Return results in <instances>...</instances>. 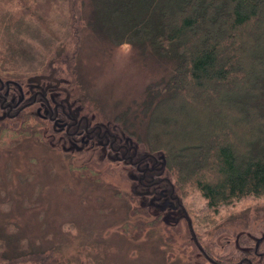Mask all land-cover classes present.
Wrapping results in <instances>:
<instances>
[{"label":"rangeland","instance_id":"374dc122","mask_svg":"<svg viewBox=\"0 0 264 264\" xmlns=\"http://www.w3.org/2000/svg\"><path fill=\"white\" fill-rule=\"evenodd\" d=\"M51 4L35 6L38 19L16 40L15 23L9 30L2 27L3 22H16L22 0H0V55L13 59V72L24 71V78L61 81L73 94L76 87L80 95H74L106 120L119 124L127 110L138 124L141 118L133 114L139 113L148 86L166 82L174 61L148 44L112 42L103 35L107 24L97 22L99 33L81 30L71 68L64 53L71 44L70 31L62 15L68 3ZM175 111L179 109H170L172 115ZM37 119L32 116L21 123L36 131L31 134L0 126V261L18 256L13 264H206L199 260L183 212L166 207V216L158 219V209H144L149 202L139 208L129 199L128 183L139 176L127 171L129 165L112 158L102 160L99 169L93 164L71 167L69 153L40 139ZM130 121L128 127L144 137L145 123L135 126ZM216 122L213 132L230 136ZM136 137L132 136L134 146ZM183 196L192 229L215 251L222 244L235 247L240 236L254 241L264 234V196H245L217 209L209 207L194 187L186 188Z\"/></svg>","mask_w":264,"mask_h":264},{"label":"trees","instance_id":"16d2710c","mask_svg":"<svg viewBox=\"0 0 264 264\" xmlns=\"http://www.w3.org/2000/svg\"><path fill=\"white\" fill-rule=\"evenodd\" d=\"M65 1L69 67L81 30L98 32L97 22L107 24L103 35L112 42L148 44L174 61L167 81L149 85L139 113L133 114L141 118L138 124L145 123V136L128 127L130 120L138 124L127 110L117 124L132 142L137 135L140 153L159 158L170 188L184 198L185 189L194 187L214 209L245 196H264V0H22L16 22H3L2 28L15 23L19 31L14 36L20 40L39 17L36 5ZM12 60L0 55V77L26 80L24 71L13 72ZM74 94L80 95L76 87ZM171 108L179 111L172 115ZM213 121L230 136L213 132ZM1 125L32 133L10 120ZM189 233L194 245L207 252ZM0 262L13 264L18 256Z\"/></svg>","mask_w":264,"mask_h":264},{"label":"flooded vegetation","instance_id":"af4514ba","mask_svg":"<svg viewBox=\"0 0 264 264\" xmlns=\"http://www.w3.org/2000/svg\"><path fill=\"white\" fill-rule=\"evenodd\" d=\"M45 79L46 82H38L30 78L17 81L0 77V121L23 123L32 116L38 117L42 128H38L37 131L40 139L69 153L71 167L85 169L93 164L98 165L96 168L99 169L102 160L111 161L112 158L118 160L124 167L129 165L130 169L127 171L139 175L137 181L128 183L131 194L129 199L138 202L139 208H144V204L149 202L150 205L144 209L148 210L150 207L158 209V219L166 216V207L183 212L188 229L195 238L192 219L188 218L185 205L182 203L184 198L176 193L173 185L170 188V184L166 183L159 158L155 156L149 158L146 154L140 153L130 137L119 130L114 121L105 120L97 111L90 108L92 106L85 100L73 96L67 84L58 80L57 83H51L49 78ZM22 112L26 115H22ZM103 149L105 151L101 157L100 151ZM120 173L121 176H126L122 170ZM184 222L186 224L185 220ZM238 241L234 243L235 247H227L231 246L230 243L222 244L216 251L215 247L211 248L208 243L207 252L204 246L195 245L201 257L200 262L205 260L206 264H264V234L254 241H250L247 236H240Z\"/></svg>","mask_w":264,"mask_h":264}]
</instances>
